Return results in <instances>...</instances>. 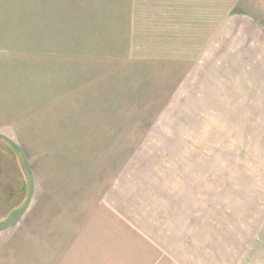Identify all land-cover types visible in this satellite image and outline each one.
<instances>
[{
    "label": "rangeland",
    "instance_id": "rangeland-1",
    "mask_svg": "<svg viewBox=\"0 0 264 264\" xmlns=\"http://www.w3.org/2000/svg\"><path fill=\"white\" fill-rule=\"evenodd\" d=\"M232 6L242 39L128 45L124 0H0V264H264V0Z\"/></svg>",
    "mask_w": 264,
    "mask_h": 264
},
{
    "label": "crops",
    "instance_id": "crops-1",
    "mask_svg": "<svg viewBox=\"0 0 264 264\" xmlns=\"http://www.w3.org/2000/svg\"><path fill=\"white\" fill-rule=\"evenodd\" d=\"M127 32L124 44H221L222 38L239 39L237 26L229 17L236 0H124ZM147 22V26H142ZM236 25V24H235ZM157 40L141 41L144 35ZM224 41H222L223 43ZM243 44L236 41V44ZM9 147L0 140V147ZM9 149V148H8ZM2 150V149H1ZM13 155V151L9 149ZM0 151V220L14 211L1 210L25 203L28 171L14 162L8 152ZM4 157V158H3ZM6 159V162H3ZM9 160V161H8ZM13 163H11V161ZM4 164H3V163ZM4 259V251L0 250Z\"/></svg>",
    "mask_w": 264,
    "mask_h": 264
},
{
    "label": "trees",
    "instance_id": "trees-1",
    "mask_svg": "<svg viewBox=\"0 0 264 264\" xmlns=\"http://www.w3.org/2000/svg\"><path fill=\"white\" fill-rule=\"evenodd\" d=\"M3 142H4V141H3ZM5 143H6V142H5ZM6 144H7V143H6ZM8 146H9V145H8ZM8 148L11 149V151H13V155H9V154H8V156H12V158H14V160L17 159V154H16V152H15L10 146H9ZM3 158H4V157H3Z\"/></svg>",
    "mask_w": 264,
    "mask_h": 264
},
{
    "label": "flooded vegetation",
    "instance_id": "flooded-vegetation-1",
    "mask_svg": "<svg viewBox=\"0 0 264 264\" xmlns=\"http://www.w3.org/2000/svg\"><path fill=\"white\" fill-rule=\"evenodd\" d=\"M0 151H5L4 153H7L8 152L9 155H12V153H9L10 150L7 147H4V146H2V148L0 147ZM11 163H13V162H11Z\"/></svg>",
    "mask_w": 264,
    "mask_h": 264
}]
</instances>
